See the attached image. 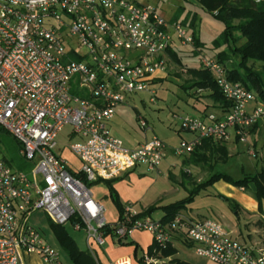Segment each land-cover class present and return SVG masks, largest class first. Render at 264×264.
I'll use <instances>...</instances> for the list:
<instances>
[{"label":"built area","instance_id":"obj_1","mask_svg":"<svg viewBox=\"0 0 264 264\" xmlns=\"http://www.w3.org/2000/svg\"><path fill=\"white\" fill-rule=\"evenodd\" d=\"M67 37L77 38L83 53L67 51ZM175 41L195 46L185 26L133 0H0V128L34 165L30 172L16 171L0 158V264H21L23 254L63 264L59 251L31 224L38 211L55 225L70 223L85 232L91 253L107 236L124 244L133 233L148 232L155 254L179 238L215 264H264V248L233 238L216 220L179 215L163 224L129 206L124 219L111 224L94 199L91 184L114 182L140 168L159 171L166 158L168 146L159 138L128 148L111 134L110 125L127 94L157 95L153 86L158 74L166 73ZM200 65L230 107L222 117L180 118V131L193 139L174 149L179 157L191 155L205 140L227 144L231 129L244 143L264 119L260 96L231 81L223 63L200 57ZM75 88L79 94H73ZM138 121L141 129L148 128L143 117ZM66 127L71 128L67 149L79 169L59 153L58 137ZM166 262L150 254L141 260ZM113 264L132 262L122 258Z\"/></svg>","mask_w":264,"mask_h":264},{"label":"rangeland","instance_id":"obj_2","mask_svg":"<svg viewBox=\"0 0 264 264\" xmlns=\"http://www.w3.org/2000/svg\"><path fill=\"white\" fill-rule=\"evenodd\" d=\"M133 1L140 5L153 6L168 22L177 21L185 26L190 34L195 32L203 43V47L197 49L195 46H182L175 41L174 49L181 64L167 60V76L155 81L153 88L156 89L157 95L154 98L149 93L127 94L126 102L122 105L124 109L118 111L119 114L112 124V129L119 137L128 139L157 137L168 147L177 149L182 140L186 139L185 137H191L190 134L180 131V118L198 116L205 103H209L207 102L209 91L197 88L185 89L190 87L197 78L189 70H202L200 57L218 59L223 53H227L228 68H237L240 57L230 49L242 47L245 40L241 39L237 42L230 40L229 43H225L223 41L225 32L223 22L194 0ZM67 42L69 45L66 46L67 51L73 48L79 53H83L77 38L67 37ZM140 117L147 121V129L140 128L138 121ZM70 131L71 128L66 127L60 133L58 137L59 153H62L64 159L69 161L74 169H77V163L67 149L70 144L67 137ZM230 134L231 139L225 146L230 151L231 157L226 163L210 161L209 164L213 165L212 169L207 164L204 167L189 165V159L183 161L184 156L179 157L171 154H168L161 164L160 173L158 171L150 173L145 168L138 169L136 173H142V176L139 177L140 184L147 188L145 198L136 202L122 203L124 208L132 206L141 211L142 206H166L182 201L189 197V191L196 185L204 183L214 175H226L234 181H241L260 173L264 169V119L257 127L251 129L250 136L244 143L236 140L233 129L230 130ZM251 149H255V155L250 154ZM0 158L16 171L30 172L34 166L23 158L21 146L17 140L2 128H0ZM220 182L226 183L218 181L214 185L209 184L201 188L188 205L187 212L181 215L188 218H191L188 216L190 214L202 216V218H191L193 220H216L231 232L233 238L243 243L246 241L248 246H252L253 242L257 240L264 246V220L250 216L236 199L223 196L220 192L224 193L225 190L215 187ZM94 186L96 184H91L90 188ZM234 188L238 191L241 189ZM245 191L246 195L254 194L253 189ZM233 204L237 205L238 212L234 211ZM261 208L264 213V200L261 201ZM161 215L162 212L157 211L152 217L158 219ZM31 224L44 235L49 244L59 251L62 263L70 264L67 254L58 244L47 215L43 211L34 213L31 217ZM65 229L81 248L86 245L84 232L76 231L70 223L65 226Z\"/></svg>","mask_w":264,"mask_h":264},{"label":"trees","instance_id":"obj_3","mask_svg":"<svg viewBox=\"0 0 264 264\" xmlns=\"http://www.w3.org/2000/svg\"><path fill=\"white\" fill-rule=\"evenodd\" d=\"M202 7L212 13L225 25L223 41L229 43L230 40L237 42L241 39L245 43L240 48L230 49L235 55L240 57L237 68L229 69L226 63L227 53H223L217 59L223 63L228 69L229 79L234 82L242 83L250 91L256 92L264 102V0L259 3L256 0H200ZM195 47L201 49L203 43L200 41L196 33H193ZM173 60L181 64L176 52L170 50L168 52ZM197 78L191 83L190 87L185 89L210 90V97L225 110L230 107V103L223 96L219 87L212 78V75L205 70L190 69ZM73 94H79L77 88L73 90ZM259 125V124H258ZM256 125L255 127H257ZM230 151L225 144L215 143L212 140L203 141L202 145L196 149L189 158V165L204 167L210 161H222L226 163L230 158ZM218 181H225L234 187L244 190L253 189L258 202L259 212L262 214L261 201L264 200V169L253 177H247L241 181H234L226 175L211 176L204 183L196 185L194 189L189 191V197L166 206H153L142 211L141 217L153 216L157 211L164 213L161 223L169 224L182 212L187 211L188 205L194 200L201 188L207 185H214ZM113 182H106L109 186L111 198L120 213L119 221L124 219L125 208L119 199L118 194L112 186ZM227 200V199H226ZM229 201V200H227ZM235 212H238L237 205H232ZM51 228L60 247L67 254L71 264H99L96 259L89 253L79 249L76 241L66 231L64 226L55 225L51 222ZM110 231H106L109 234ZM153 249L151 250L152 253ZM165 256L175 254L172 248L163 250ZM166 264H189L187 262L173 260Z\"/></svg>","mask_w":264,"mask_h":264},{"label":"crops","instance_id":"obj_4","mask_svg":"<svg viewBox=\"0 0 264 264\" xmlns=\"http://www.w3.org/2000/svg\"><path fill=\"white\" fill-rule=\"evenodd\" d=\"M172 51L176 52L175 49H173ZM167 60L175 61L171 58L169 53L167 56ZM164 76L165 77L167 76L166 73L164 74L159 73L158 79H164L162 78ZM207 91H209L208 93L209 100L207 101L209 103H205L204 108L201 110L202 112H200L198 116L203 115L204 113H215L216 115H218V117H222L223 116L222 111L224 109L221 107L219 103L215 102L210 97V95L212 94L211 91L210 90H207ZM123 109H124V106L119 107L114 121L116 120L119 114L118 111L123 110ZM114 121L110 125L111 134L115 136L116 138L120 139L126 147L137 148L138 146H140L141 144H143L144 142L150 139V137H141L140 139H136V138L128 139L127 137H119L118 134L114 132V130L112 129V124L114 123ZM185 138L186 139H183V140L190 141L193 139L192 136L185 137ZM173 150L174 149H172V147L170 146L168 147L167 152H166L167 154L166 158L168 154L175 156ZM70 155L74 158V161L77 163V169H79L80 164L78 160L71 153ZM189 156L190 155L184 156L183 161H187L189 159ZM69 164L72 166L70 162ZM158 172L160 173V169ZM140 176H142V173H136L135 171L112 183L113 188L115 189L116 193L119 196L120 201L123 204L129 203V202H136L139 200H143L145 198L147 188H144L140 184V179H139ZM216 186L221 187L225 190L224 193L220 192L223 196L227 198H231V199H236V201H239L242 208L245 211H247L250 214V216L254 218L258 217V220H264V213L261 214L259 212L258 202L254 196L255 193L251 194V196L246 195V191L244 189H240V191H238L231 185H228L224 182H220L216 184L215 187ZM91 190L93 192L94 199L104 207L105 217L107 219V222L111 224L118 223L120 219V213L111 198L110 189H109V186L106 184V182L96 183V186L91 188ZM142 207L143 209L141 210V212L145 211L150 206H145V207L142 206ZM186 212L187 211H184L181 214L186 213ZM163 216H164V213L162 212L161 217L158 218L157 220H161ZM188 216L191 218H198V217L202 218V216H194L192 214ZM84 237H86V234H84ZM244 243L247 244L246 241ZM78 247L80 250L84 252H89L99 264H113L114 262L122 258L129 259L132 262V264H141V260L146 254L155 255L156 257H158L159 259L163 261H168L166 263H169L173 260H178V261L187 262L189 264H215L209 261L208 259L197 256L193 252L191 247L183 243L179 238H175L167 248L159 250L158 253L155 254L156 248L154 246L153 237L148 232H135L130 236L129 240L124 244H118L111 236H107L104 246L102 248L94 246L93 253H91L88 249L87 240H86V245L83 246V248H81L79 245ZM251 247L264 248V246L261 245L260 242H257V240L253 242ZM168 248H172L175 251V254L171 256H165L163 254V250H166ZM152 249L153 251L151 253ZM21 264H50V263L45 262L38 255L23 254Z\"/></svg>","mask_w":264,"mask_h":264}]
</instances>
